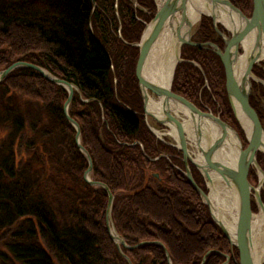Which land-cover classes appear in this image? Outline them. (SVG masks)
<instances>
[{
  "label": "trees",
  "instance_id": "16d2710c",
  "mask_svg": "<svg viewBox=\"0 0 264 264\" xmlns=\"http://www.w3.org/2000/svg\"><path fill=\"white\" fill-rule=\"evenodd\" d=\"M136 2L154 10L152 0ZM147 18L132 0H0V70L25 61L78 88L68 113L90 155L91 179L113 193L112 221L124 241H146L122 247L132 264H168L164 249L172 264H221L231 250L226 264H236V248L172 165L176 150L142 120L138 49L129 43ZM181 56L203 73L178 63L172 91L236 124L218 56L192 46ZM66 96L27 67L0 82V232L7 233L0 264H128L106 230L105 191L82 178L87 161L62 110Z\"/></svg>",
  "mask_w": 264,
  "mask_h": 264
},
{
  "label": "water",
  "instance_id": "95a60500",
  "mask_svg": "<svg viewBox=\"0 0 264 264\" xmlns=\"http://www.w3.org/2000/svg\"><path fill=\"white\" fill-rule=\"evenodd\" d=\"M206 1L217 2L218 5L230 6L227 0ZM173 2L172 0H159L156 4V11L153 17L148 22H145L138 41L135 43H129L130 45L136 46L138 49V56L134 72L143 102V111L145 114L153 117L158 122L171 124L177 129L178 144L182 151L185 163L183 174L198 193L202 201L207 205L212 220L224 234L230 246L236 248L238 252V260L236 261V264H262L264 262H262L261 259H256L255 257V245L250 232V218L252 214L250 208V195L251 192L254 193V196L258 200L260 210L264 212V205L259 201L258 198V189L262 184L264 176L260 177L258 187H252L247 180V174L251 165H254L257 170H260L256 162L255 154L257 151L264 153V133L255 112L248 103L249 82L240 83L237 81L233 72V60L237 56L238 42L241 41L244 35L249 34L251 31L253 33V45L251 46L249 55L246 58L245 72L250 78L260 82L264 86V81L256 78L250 71V68L254 62L263 59L262 47H264V0H253L254 8L249 18L242 17L240 14L238 15V11L235 12L238 18V28H236L235 31H232V39L226 41L227 47L225 49V53L220 52V50L216 48V53L219 55L225 71V89L227 93V100L234 119L236 120L240 129L243 131L247 141V144L244 148H242L240 145L241 151L235 170L232 166L226 165L222 157L224 137L227 134L225 129H233L228 124L220 120L218 116L213 115L209 111L206 112L200 110L192 102L170 90L174 70L177 64L183 61V59L180 57V47L182 44L186 43L194 46L202 45L190 41L187 35V27L190 20L188 17L189 7L195 5L196 0H181V2H178V0H173ZM178 12L180 13V18L177 17ZM173 22L176 24L177 31H179L182 27L183 32L180 35L178 34V37L172 43L174 61L168 83L164 85L154 81L152 78L146 75L144 67L147 64L150 56L154 53V50L158 48L160 39L174 24ZM119 37L121 38L120 35ZM165 51L166 48H163L162 53ZM189 62L201 70V67L197 62ZM18 67L34 69L49 82L57 84L66 90L67 96L63 102L62 110L65 118L74 128L75 145L84 155L87 161V167L83 172L82 178L87 184L93 186L94 188L101 187L105 191L107 200L104 211V221L107 233L119 254L126 260L128 264H132L128 256L123 252L122 247L132 249L142 245L146 241H141L134 245H128L124 241V239L116 231L112 221L111 210L114 200L113 193L105 183L98 180H93L90 177L92 168L90 155L80 142V128L78 123L68 113V106L74 91L79 94L78 88L73 83L53 75L47 69L25 61L13 62L6 68L0 70V82L12 70ZM150 93L158 97V110L156 109L154 102L150 99ZM186 121H190L191 123V127L195 136L194 148L196 151H200L202 159L199 158L201 156L193 159L191 155L192 153H195V151L191 153L187 147V137L184 136L186 133L184 123H187ZM210 123L215 125L217 128V134L215 136L212 134ZM150 129L152 132H154V128L152 126H150ZM138 144L141 146L140 143ZM187 159L193 162L195 167L203 174L211 192L214 191L213 181L211 178L212 173L218 174L224 181L228 192L234 201V215H232V217L229 215V217L233 220V237L230 236L226 224L221 217L223 209L218 204L212 202L209 195L205 194L196 184L186 162ZM209 159H211V161ZM207 160H209L212 164H209ZM152 176L158 177V173H153ZM154 242L161 245V243L158 241ZM164 250L166 253L167 263L172 264L166 249ZM208 252L210 251H207L206 254ZM223 255L225 260L221 264H226L228 262L229 256L227 254Z\"/></svg>",
  "mask_w": 264,
  "mask_h": 264
},
{
  "label": "bare ground",
  "instance_id": "6f19581e",
  "mask_svg": "<svg viewBox=\"0 0 264 264\" xmlns=\"http://www.w3.org/2000/svg\"><path fill=\"white\" fill-rule=\"evenodd\" d=\"M178 2H181V0H178ZM193 6L196 7V10L199 11H214V12H216L215 9L219 7L217 2L209 1L207 3V2H201V0H196V4ZM224 13L225 15H223V12L221 13L223 16H220L219 13H216V16L219 17V19H221L222 22L227 23L228 27L233 31L237 26L236 21H234V18L230 17L231 15H229L226 11ZM182 32H183V28L181 27V29L177 31L176 24L174 23L172 27H170V29L167 32H165L163 37L160 39V42L158 43V48H156V52L150 56L147 64L144 67V71L146 75H148L154 81L164 85L168 83L172 64L174 61V56L172 53V43L178 37V34L180 35L182 34ZM242 43L245 52L243 55L240 56L237 55L236 58H234L233 72L238 82L248 83L249 76L245 72V65H246V58L249 55L251 46L253 45V33L251 31L249 34H247L245 40ZM163 48H166V51L162 53ZM262 55H264V53H262ZM186 122L192 129L190 121H186ZM210 127L212 129L213 136H215L217 134V130H216L217 128L212 123H210ZM173 130L176 132V135H174V131H173L174 137L178 138L177 131L175 129ZM225 130L227 131V134L224 137V143L222 147V157L226 165L232 166L233 169L235 170L241 151L240 142L238 135L233 130L231 129H225ZM192 135H193L192 138L195 140V136L193 132ZM197 155L198 157L201 156L199 158L202 159V155L200 151L199 152L197 151ZM209 160L211 161V159ZM209 160H207L209 164H212ZM261 176L263 177V173L260 171L259 177ZM211 178L213 181L214 191L209 195L210 200L218 204L223 209L221 217L224 223L226 224L230 236L233 237L234 236V234L232 233L233 220L230 217L234 215V208H233L234 201L231 198L230 193L228 192V189L224 181L221 179V177L216 173H212ZM250 232L252 234L253 243L255 245V251L257 255L256 259H261V261L264 262V212L263 211L260 210L256 214L254 213L251 214Z\"/></svg>",
  "mask_w": 264,
  "mask_h": 264
},
{
  "label": "flooded vegetation",
  "instance_id": "af4514ba",
  "mask_svg": "<svg viewBox=\"0 0 264 264\" xmlns=\"http://www.w3.org/2000/svg\"><path fill=\"white\" fill-rule=\"evenodd\" d=\"M159 0H152L153 4H154V10L151 11V10H148L147 13H148V16L149 18H147L146 20H142V23H143V27H144V24L145 22H148L154 15L155 11H156V4L158 3ZM220 1V0H219ZM230 4V6H227V5H219V7L216 10V12L214 11H199V10H196V7L194 6H190L189 7V12H188V17H189V25L187 27V35H188V38L190 41L192 42H195V43H199V44H202L201 46H194V45H190V44H182V46L180 47V57L182 58L181 56V52H182V48L184 46H192V47H198V48H201V49H208V50H211L213 51L219 58L220 60V57L219 55L216 53V48L220 50V52L222 53H225V49H226V41L228 40H231L232 39V35H233V32L232 30L228 27L227 23H224L221 21V19H219V17L216 16V13H219L220 16H223L225 15V11L231 15L230 17H233L234 18V21H236V28H238V18H237V14L235 12L238 13V15L240 14L242 17H246V18H249L252 14V11H253V8H254V2L253 0H251V3L249 0H227ZM201 2H207L206 0H201ZM144 11H146L144 8H143ZM223 12V15L221 14ZM227 16V15H226ZM177 17L180 18V13L178 12L177 13ZM235 28V29H236ZM234 29V31H235ZM247 34L244 35L241 39L240 42H238V45H237V55L240 56V55H243L244 52H245V49H244V46H243V41L245 40ZM137 42V41H136ZM209 43V44H208ZM134 46V45H132ZM262 52L264 53V47H262ZM183 59V58H182ZM263 59H264V55H263ZM189 61H194V60H186V59H183L182 62H189ZM259 61H262L259 60ZM196 62V61H195ZM221 62V60H220ZM190 63V62H189ZM261 62H254L250 68V71L253 75L257 76V77H262V79L264 80V73H263V70L264 68L261 67L260 65ZM222 64V63H221ZM261 67V68H260ZM222 68H223V65H222ZM260 68V69H259ZM199 70V69H198ZM201 73H203V70L201 68V70H199ZM223 74H224V90H225V93H226V89H225V71H224V68H223ZM174 76V74H173ZM172 80H173V77H172ZM251 81V85L249 87V93H248V103H249V106L252 108V110L255 112L256 116H257V119L258 121L260 122V120L262 119L260 117V115L257 113V110L259 108L258 104L256 103L257 101V98L256 96L253 94V91H252V82L253 80L250 79V77H248V82ZM205 86L210 89L209 87V84L205 78ZM241 87V86H240ZM172 81H171V85H170V90L172 91ZM262 88L264 89V86H262ZM139 90V89H138ZM173 92V91H172ZM175 93V92H174ZM140 94V92H139ZM149 96L152 97V101L154 102V104L156 105V109L158 110V107H159V100H158V97L153 95V94H149ZM141 97V95H140ZM226 97H227V93H226ZM142 101V99H141ZM228 101V100H227ZM229 104V103H228ZM195 105V104H194ZM196 106V105H195ZM197 108H199L200 110L204 111V110H207L209 112L210 109L209 108H206L204 104H202L201 107H198L196 106ZM217 107L219 108V104H217ZM230 107V106H229ZM231 110V108H230ZM206 111V112H207ZM232 112V111H231ZM144 111H143V102H142V115H143ZM213 115H216L219 117V119L221 120L220 118V112L219 111H216V112H211ZM233 115V114H232ZM234 117V116H233ZM144 119H149L151 121H153V123L156 125V127L158 128L159 126L161 127H165L167 128L166 130H162L163 128H160L158 129L159 131L156 130L155 126H154V132L151 131V133L154 135V137L159 140L161 139L162 136H167V137H172L173 136V129H175L177 131V129L171 125V124H168V123H162V122H158L156 119H154L153 117L147 115L144 113ZM224 122V121H223ZM226 123V122H225ZM146 125V124H145ZM170 126H173V128H170ZM188 124L187 123H184V127H185V130H186V133L184 134V136H186V143H187V147L188 149L190 148L189 147V133L187 132V128H188ZM172 129V130H171ZM176 132L174 131V134ZM188 134V135H187ZM177 135H178V132H177ZM177 137V136H176ZM173 138V137H172ZM175 138V137H174ZM177 141H178V138H175ZM193 140V139H192ZM162 141V140H161ZM163 142V141H162ZM165 143V142H163ZM168 145V143H165ZM170 146H172L174 148L173 145L169 144ZM194 146V144H193ZM176 150V154L178 153L181 157H180V167L176 164H172L174 165L177 169H179L182 173H183V170L185 169V163H184V157H183V154H182V151L180 149V146L179 144L177 146H175L174 148ZM179 149V150H178ZM189 151L192 153L195 151V153H192V158L193 159H196L198 158V155H197V151L196 149L193 147L192 150L191 148L189 149ZM257 152H260V151H257ZM264 155L263 152H260ZM160 156H165L167 157V155L165 154H160L158 157ZM173 158H176L177 156L175 154L172 155ZM158 157H156L155 159H157ZM255 158H256V154H255ZM188 166H189V169H190V172H191V175L193 177V174H192V170L195 172V170L198 171V173H200L201 175H203L196 167L195 165L193 164V162H191L189 159L186 160ZM257 162V160H256ZM258 164V163H257ZM251 167H255L254 165H251L249 167V170ZM248 170V171H249ZM249 174V172H248ZM248 174H247V180H248ZM185 176V175H184ZM204 177V176H203ZM205 178V177H204ZM194 179V177H193ZM195 181V180H194ZM196 182V181H195ZM248 182L250 183V181L248 180ZM197 184V183H196ZM198 185V184H197ZM199 186V185H198ZM200 187V186H199ZM253 187V186H252ZM201 189V188H200ZM207 190H209V187L207 188ZM203 191V189H202ZM260 191V189H259ZM204 192V191H203ZM212 192L211 191H208V195H210ZM206 194V193H205ZM260 194V193H259ZM259 194H258V198L260 199L259 197ZM251 198H253L254 200L256 199V201L258 202L257 198L254 196V193L252 192V194L250 195V204H251ZM260 201V200H259ZM207 206V205H206ZM251 207V205H250ZM208 208V207H207ZM209 212V210H208ZM210 214V213H209ZM211 217V216H210ZM215 223V222H214ZM233 248V247H232ZM224 256V255H223ZM232 250H231V257H232Z\"/></svg>",
  "mask_w": 264,
  "mask_h": 264
},
{
  "label": "rangeland",
  "instance_id": "374dc122",
  "mask_svg": "<svg viewBox=\"0 0 264 264\" xmlns=\"http://www.w3.org/2000/svg\"><path fill=\"white\" fill-rule=\"evenodd\" d=\"M136 4H135V3ZM135 5H137V6H135ZM132 6L134 7V10H137V9H140L141 11H143V12H147L148 10L147 9H145L146 11H144L143 10V8H141L139 5H138V3L136 2V0H132ZM153 6H154V4H153ZM253 12V11H252ZM121 36V35H120ZM118 37H119V34H118ZM131 43H135V42H131ZM181 51V50H180ZM156 52V49L154 50V53ZM258 62H261L260 63V65H261V67L262 68H264V59H262V61H258ZM260 67V68H261ZM174 72H175V70H174ZM263 73H264V70H263ZM264 75V74H263ZM255 76V75H254ZM256 78H258V79H260V80H262V81H264L263 79H262V77H257V76H255ZM251 80H253L252 78H250ZM250 85H251V81L249 82V87H250ZM262 84L260 83V82H258V81H256V80H253V82H252V91H253V94L256 96V98H257V101H256V103L258 104V106H259V108L257 109V113L260 115V117L262 118L261 120H260V126H261V128L263 129V133H264V89L262 88ZM74 92H76V91H74ZM77 93V92H76ZM248 93H249V90H248ZM78 94V93H77ZM79 95V94H78ZM150 99H152V97L150 96ZM205 107H206V105H205ZM29 109H31V110H33L31 107L29 108ZM210 109V108H209ZM204 111H207V110H204ZM211 111V110H210ZM212 112V111H211ZM142 114V113H141ZM144 117V113H143V115H142V120H143V122L146 124V127L148 128V130L150 129V126H152L153 128H154V126H155V128H156V130L157 131H159L158 129H160V128H163V127H161V126H159L158 128L156 127V125L153 123V121H151V120H149V119H144L143 118ZM220 118H221V116H220ZM221 120L222 121H224V122H226V124H228L235 132H236V134L238 135V138H239V142H240V145H241V147L242 148H244L245 146H246V144H247V141H246V138H245V136H244V133H243V131L240 129V127L238 126V124H237V122H236V124H235V122L232 120L231 122L230 121H225V119H223V118H221ZM235 120V119H234ZM236 121V120H235ZM28 124H29V121L27 120V123H26V127L28 128ZM170 128H173L172 126H170ZM167 128H163L162 130H166ZM151 130V129H150ZM149 130V131H150ZM161 130V129H160ZM172 130V129H171ZM151 132V131H150ZM187 132L189 133V139H190V141H189V144L190 145H193L194 144V142H195V140L192 138V132H193V130L190 128V126H188V128H187ZM1 134V133H0ZM174 135H176V133L174 134ZM174 135L172 136V137H167V136H162L161 137V139H159V141H163V142H165V143H168V146H170L169 144H171V145H173L174 146V148H175V146H177L178 145V141L174 138ZM191 135V136H190ZM193 139V140H192ZM161 141V142H162ZM162 142V143H163ZM135 143V142H134ZM164 143V144H165ZM167 145V144H166ZM189 145V147L191 148V150H192V148L194 147V146H190ZM170 147H172V146H170ZM189 148V149H190ZM179 150V149H178ZM165 155H167V154H165ZM177 157L176 158H173L174 160H173V163L174 164H176V165H178L179 167H180V155L177 153V154H175ZM156 158V157H155ZM167 158H170V156L169 155H167ZM256 160H257V163H258V166H259V169H260V171L263 173V176H264V155L262 154V153H260V152H256ZM181 168V167H180ZM184 171V170H183ZM84 172V171H83ZM249 172V174H248V180L250 181V184H251V186H253V187H258V184H259V179H260V177H259V175H260V172H259V170H257L255 167H251L250 168V170L248 171ZM192 174H193V177H194V180L196 181V183L200 186V188L201 189H203V191H204V193H206V194H208V191H210V190H207L206 189V187L208 188L209 186H208V183H207V181H206V179L203 177V175H201L200 173H198V171L197 170H195V172L192 170ZM83 175V174H82ZM91 177V176H90ZM259 189H260V191L258 192V194H259V197H260V202L264 205V179L262 180V184H261V186L259 187ZM251 194H252V192H251ZM202 200V199H201ZM251 212L252 213H254V214H256V213H258L259 211H260V207H259V203L256 201V199L254 200L253 198H251ZM6 242H7V233L6 232H0V252H6V250H5V246H6ZM228 256H229V259L231 258V255L230 254H227ZM257 255H256V251H255V257H256ZM229 259H228V261H229ZM262 264H264V263H262Z\"/></svg>",
  "mask_w": 264,
  "mask_h": 264
}]
</instances>
